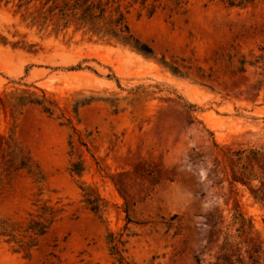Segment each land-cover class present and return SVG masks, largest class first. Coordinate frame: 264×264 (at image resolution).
Masks as SVG:
<instances>
[{
  "label": "rangeland",
  "instance_id": "1",
  "mask_svg": "<svg viewBox=\"0 0 264 264\" xmlns=\"http://www.w3.org/2000/svg\"><path fill=\"white\" fill-rule=\"evenodd\" d=\"M88 1L0 0V264H264V0Z\"/></svg>",
  "mask_w": 264,
  "mask_h": 264
},
{
  "label": "trees",
  "instance_id": "2",
  "mask_svg": "<svg viewBox=\"0 0 264 264\" xmlns=\"http://www.w3.org/2000/svg\"><path fill=\"white\" fill-rule=\"evenodd\" d=\"M92 3H90L88 0H76V2L74 3L73 9H79V7H83L82 12L80 17L78 18L81 25L87 26L88 25V11H89V7ZM119 24V23H117ZM90 28H94V27H90ZM96 30V29H94ZM97 33H99V31H96ZM119 36V37H118ZM116 38L117 41H121L124 45H128L131 49H133L134 51L138 52L139 54H142L143 56L146 57H150L152 56L153 52L152 49L146 45L145 43L139 41L138 39L134 38L128 31V28L125 24H123V26H121L119 28V35ZM244 153V150H240L234 153L235 156H237V160H241L242 159V155ZM252 153L254 155L259 154V151H252ZM264 189V188H263ZM254 198L256 200L262 201V199L254 196ZM87 204L89 205V208L91 211L95 212L98 210V205L95 203V201H92L90 199H86ZM233 219L235 220L234 222H237L240 224V228L242 229L245 225L244 219L240 216V215H235L233 217ZM127 222H129V219L127 217ZM40 234L44 232L43 229H39L38 231ZM114 239V238H113ZM111 239V241L113 240ZM116 242H118L119 244H123V241L119 238L116 240ZM112 249L114 250L113 253L118 254V259L121 260L122 257L120 255V252L122 251L121 249H118L116 244L112 246Z\"/></svg>",
  "mask_w": 264,
  "mask_h": 264
}]
</instances>
